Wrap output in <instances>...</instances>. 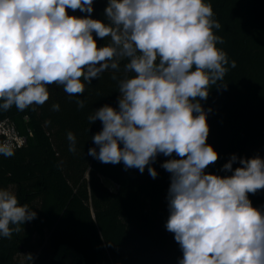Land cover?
I'll return each mask as SVG.
<instances>
[{
    "label": "clouds",
    "instance_id": "9594fccd",
    "mask_svg": "<svg viewBox=\"0 0 264 264\" xmlns=\"http://www.w3.org/2000/svg\"><path fill=\"white\" fill-rule=\"evenodd\" d=\"M68 9L91 14L93 0H0V110L42 106L51 84L62 85L69 96L82 95L84 82L119 71L126 59L124 72L133 75L118 82V108L104 105L88 118L103 125L92 137L99 150L90 148L88 155L143 173L158 154L175 153L179 159L161 166L171 174L165 226L183 252L179 264H264V212L248 198L264 189V159L240 158L233 171L238 158L232 155L223 165L232 175L205 172L218 153L206 143L207 113L199 100L223 80L229 64L216 47L223 40L214 35L221 26L211 4L109 0L107 23L70 16ZM93 33L110 43L98 47ZM67 139L75 152L74 134ZM0 154L11 157L12 146L0 144ZM148 172L157 176L153 167ZM35 217L14 193L0 189V236L11 238Z\"/></svg>",
    "mask_w": 264,
    "mask_h": 264
},
{
    "label": "trees",
    "instance_id": "16d2710c",
    "mask_svg": "<svg viewBox=\"0 0 264 264\" xmlns=\"http://www.w3.org/2000/svg\"><path fill=\"white\" fill-rule=\"evenodd\" d=\"M108 2L93 0L91 14L67 11L107 23ZM205 2L221 26L213 29L223 40L216 47L229 60L223 80L209 86L206 100H199L207 113L206 143L218 153L205 172L230 176L223 165L232 155L238 158L233 171L241 166L240 158L264 159V0ZM93 36L98 47L110 43L109 37ZM125 63L122 59L119 71L108 69L91 84L84 82L82 95L69 96L62 85L51 84L42 106L0 110V122L13 123L19 135L28 137L27 145L14 149L11 157L0 154V189L36 212L11 238L0 236V264H63L65 257L59 256L71 253L84 264H179L183 252L165 226L171 174L161 166L179 157L158 154L141 173L126 170L123 162L104 164L88 155L90 148L99 150L92 137L103 127L100 120L90 123L88 118L104 105L118 108V82L133 75L124 72ZM78 99L84 102L82 108ZM54 104L58 111L52 110ZM69 132L75 136V152L69 151ZM148 167L155 168V178ZM103 180L111 182L114 191ZM248 198L264 212V189Z\"/></svg>",
    "mask_w": 264,
    "mask_h": 264
},
{
    "label": "built area",
    "instance_id": "2783aa9c",
    "mask_svg": "<svg viewBox=\"0 0 264 264\" xmlns=\"http://www.w3.org/2000/svg\"><path fill=\"white\" fill-rule=\"evenodd\" d=\"M30 136H32L30 134ZM28 137L19 135L13 123L0 122V144L8 143L14 149H21L27 145Z\"/></svg>",
    "mask_w": 264,
    "mask_h": 264
},
{
    "label": "water",
    "instance_id": "95a60500",
    "mask_svg": "<svg viewBox=\"0 0 264 264\" xmlns=\"http://www.w3.org/2000/svg\"><path fill=\"white\" fill-rule=\"evenodd\" d=\"M62 257H65V259H63ZM59 258L64 260L63 264H84L82 258L77 257L72 253L68 255H61L59 256Z\"/></svg>",
    "mask_w": 264,
    "mask_h": 264
},
{
    "label": "rangeland",
    "instance_id": "374dc122",
    "mask_svg": "<svg viewBox=\"0 0 264 264\" xmlns=\"http://www.w3.org/2000/svg\"><path fill=\"white\" fill-rule=\"evenodd\" d=\"M103 183L106 187L114 191L115 188L111 182H109L108 180H103Z\"/></svg>",
    "mask_w": 264,
    "mask_h": 264
}]
</instances>
